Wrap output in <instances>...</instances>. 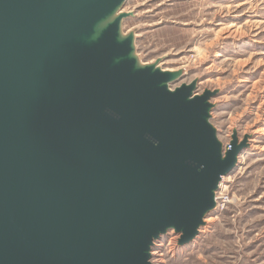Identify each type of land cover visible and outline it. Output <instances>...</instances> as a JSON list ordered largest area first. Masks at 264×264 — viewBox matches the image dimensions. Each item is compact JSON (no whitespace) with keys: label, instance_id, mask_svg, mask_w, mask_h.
<instances>
[{"label":"water","instance_id":"95a60500","mask_svg":"<svg viewBox=\"0 0 264 264\" xmlns=\"http://www.w3.org/2000/svg\"><path fill=\"white\" fill-rule=\"evenodd\" d=\"M126 0H0V264H152L193 242L247 137L140 65Z\"/></svg>","mask_w":264,"mask_h":264},{"label":"rangeland","instance_id":"374dc122","mask_svg":"<svg viewBox=\"0 0 264 264\" xmlns=\"http://www.w3.org/2000/svg\"><path fill=\"white\" fill-rule=\"evenodd\" d=\"M119 13L130 14L120 32L134 34L138 63L181 72L171 90L195 81L194 94L216 92L219 142L235 132L248 143L193 242L179 246L170 230L151 263L264 264V0H126Z\"/></svg>","mask_w":264,"mask_h":264},{"label":"bare ground","instance_id":"6f19581e","mask_svg":"<svg viewBox=\"0 0 264 264\" xmlns=\"http://www.w3.org/2000/svg\"><path fill=\"white\" fill-rule=\"evenodd\" d=\"M242 2H243V1H242ZM244 4H246V3L239 4L238 7H240V6H242V5L244 6ZM152 65H153V64H152ZM156 67H158L160 70H162V71H164V72H174V71H175V70L173 71L172 69L160 68L161 66H160V67H159V66H156ZM230 181H231V180H230ZM221 186H222V185H221ZM221 186H220V187H221ZM221 188H222V187H221ZM220 195H221V194H220ZM221 196H222V195H221ZM221 196L218 197L219 200H220ZM217 202H218V201H217ZM211 220H212V219H211ZM208 221H209V220H208ZM208 221H207V222H208ZM209 222H210V221H209ZM207 224H208V223H207ZM206 227H207V226H206Z\"/></svg>","mask_w":264,"mask_h":264},{"label":"built area","instance_id":"2783aa9c","mask_svg":"<svg viewBox=\"0 0 264 264\" xmlns=\"http://www.w3.org/2000/svg\"><path fill=\"white\" fill-rule=\"evenodd\" d=\"M217 200H218V198L216 197V194H215V206H216V204H217V203H216Z\"/></svg>","mask_w":264,"mask_h":264}]
</instances>
